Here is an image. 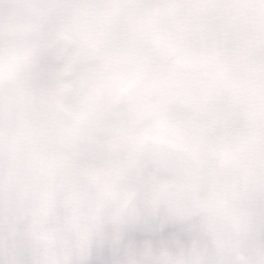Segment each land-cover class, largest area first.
<instances>
[{"label":"clouds","instance_id":"obj_1","mask_svg":"<svg viewBox=\"0 0 264 264\" xmlns=\"http://www.w3.org/2000/svg\"><path fill=\"white\" fill-rule=\"evenodd\" d=\"M0 264H264V0H0Z\"/></svg>","mask_w":264,"mask_h":264}]
</instances>
